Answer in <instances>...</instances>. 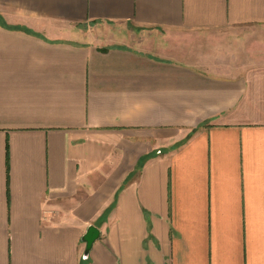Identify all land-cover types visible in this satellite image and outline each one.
Returning a JSON list of instances; mask_svg holds the SVG:
<instances>
[{
    "label": "crops",
    "instance_id": "crops-1",
    "mask_svg": "<svg viewBox=\"0 0 264 264\" xmlns=\"http://www.w3.org/2000/svg\"><path fill=\"white\" fill-rule=\"evenodd\" d=\"M0 264H264V0H0Z\"/></svg>",
    "mask_w": 264,
    "mask_h": 264
},
{
    "label": "water",
    "instance_id": "water-1",
    "mask_svg": "<svg viewBox=\"0 0 264 264\" xmlns=\"http://www.w3.org/2000/svg\"><path fill=\"white\" fill-rule=\"evenodd\" d=\"M99 237H100L99 229L94 225H90L82 237V240L86 244L85 256L89 254L90 250L93 247V244L96 242V240L99 239Z\"/></svg>",
    "mask_w": 264,
    "mask_h": 264
}]
</instances>
